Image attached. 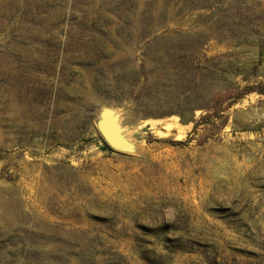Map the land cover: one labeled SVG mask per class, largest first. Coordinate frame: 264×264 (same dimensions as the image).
Returning <instances> with one entry per match:
<instances>
[{
    "label": "rangeland",
    "instance_id": "1",
    "mask_svg": "<svg viewBox=\"0 0 264 264\" xmlns=\"http://www.w3.org/2000/svg\"><path fill=\"white\" fill-rule=\"evenodd\" d=\"M262 89L264 0H0V264H264Z\"/></svg>",
    "mask_w": 264,
    "mask_h": 264
},
{
    "label": "water",
    "instance_id": "2",
    "mask_svg": "<svg viewBox=\"0 0 264 264\" xmlns=\"http://www.w3.org/2000/svg\"><path fill=\"white\" fill-rule=\"evenodd\" d=\"M96 130L104 144L111 150L123 154L135 151L134 143L123 134L124 128L120 122V115L113 109L108 107L101 109Z\"/></svg>",
    "mask_w": 264,
    "mask_h": 264
},
{
    "label": "trees",
    "instance_id": "3",
    "mask_svg": "<svg viewBox=\"0 0 264 264\" xmlns=\"http://www.w3.org/2000/svg\"><path fill=\"white\" fill-rule=\"evenodd\" d=\"M263 94H264V89H262V91H261ZM106 150H110L105 144H104V146H103Z\"/></svg>",
    "mask_w": 264,
    "mask_h": 264
}]
</instances>
